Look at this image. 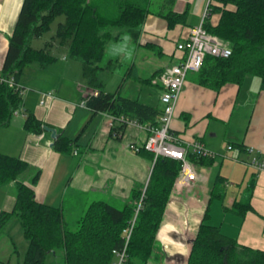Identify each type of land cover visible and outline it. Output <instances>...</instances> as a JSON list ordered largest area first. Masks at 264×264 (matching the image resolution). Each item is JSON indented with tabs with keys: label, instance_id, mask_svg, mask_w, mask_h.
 <instances>
[{
	"label": "trees",
	"instance_id": "1",
	"mask_svg": "<svg viewBox=\"0 0 264 264\" xmlns=\"http://www.w3.org/2000/svg\"><path fill=\"white\" fill-rule=\"evenodd\" d=\"M175 2L22 0L0 69V129L9 125L14 113L23 106L24 89L18 83L24 70H44L56 62L57 58L49 51L51 43L34 49L30 42L47 33L55 19L61 16L64 20L57 25L54 42L66 48L67 56L81 65L82 77L89 91L83 97L84 107L92 113H105L112 117L109 136L119 139L130 121L156 126L160 109L122 97L119 88L113 93L104 91L99 75L102 71H112L114 63L112 60L105 66L99 63L108 42L124 37L137 43L149 15L163 19L168 29L184 23L186 11L181 14L174 12ZM154 4L157 11L151 10ZM209 8L216 20L206 18L203 27L222 41L231 54L228 58L206 56L200 70L195 73L197 85L218 92L226 84L240 87L247 78L254 77L259 80V90L264 91V0H218L211 2ZM116 29L119 31L115 34L112 30ZM179 53L178 61L184 56ZM145 81L151 84L150 79ZM23 114V129L27 133L42 134L44 127L49 126L28 110ZM72 144L71 140L60 135L53 148L65 154L71 152ZM148 154L152 157L153 166L144 190L134 188L121 208L101 200L91 202L75 223L77 228L70 230L64 226L62 210L38 202L33 189L24 183L22 177L29 169L28 163L0 153V186L13 183L16 192L12 209L0 212V232L11 218L18 219L27 242L21 264H45L48 256L56 259L59 253L62 262L58 264H114L113 251H124V264H147L180 170L179 162L167 158L154 161L153 154ZM187 159L195 166L213 161L191 152H188ZM37 179L35 175L32 182ZM222 183L218 176L210 200H223ZM253 187L252 180L234 200L231 211L242 217L251 210ZM208 216L207 207L186 264H264V251L238 244L235 239L222 234L218 227L207 223ZM130 225L133 226L126 243L123 231Z\"/></svg>",
	"mask_w": 264,
	"mask_h": 264
},
{
	"label": "crops",
	"instance_id": "2",
	"mask_svg": "<svg viewBox=\"0 0 264 264\" xmlns=\"http://www.w3.org/2000/svg\"><path fill=\"white\" fill-rule=\"evenodd\" d=\"M21 3L22 0H0V69ZM207 3L208 0H176L174 12L186 11V15L184 23L172 29L159 17L146 18L134 44L137 53L140 49L159 50L153 58L143 56L151 69L145 80L150 79L159 94L162 88L153 82L166 66L178 62L181 53L175 49L176 42L187 38L190 29L200 24ZM209 17L216 20L211 13ZM71 69L68 63L63 67L62 80L51 88L53 98H47L46 105H39L40 98H23L21 116L16 111L9 125L0 129V153L28 163L24 183L33 189L38 202L62 210L66 228L75 224L93 201L122 207L134 188L144 190L153 166L148 152L134 153L127 148L129 143L141 146L147 132L127 126L119 139L110 137L108 115L92 113L84 105L81 108L83 98L61 94ZM40 73L47 72L36 76ZM39 92L35 94L41 95ZM148 106L162 109L159 99L157 105ZM24 110L55 129L57 137L71 140V152H56L53 143L57 137L52 139L45 130L42 134L27 133L23 129ZM170 128L184 142L198 140L217 156L208 164L196 166L198 177L192 186L172 189L147 264H186L207 207L208 215L215 209L208 216L210 225L240 245L264 251V171L255 172L244 164L250 158L249 147L264 159V91L259 90V80L249 77L240 87L226 84L214 92L197 85L195 73H188ZM227 146L232 149L227 150ZM35 175L38 179L33 183ZM218 176L223 180L224 198L213 202L211 191ZM252 180L251 210L241 217L231 207ZM15 196L13 183L0 186V212L12 209ZM15 221L11 218L0 232V264H21L25 255L27 242L21 233H16Z\"/></svg>",
	"mask_w": 264,
	"mask_h": 264
},
{
	"label": "built area",
	"instance_id": "3",
	"mask_svg": "<svg viewBox=\"0 0 264 264\" xmlns=\"http://www.w3.org/2000/svg\"><path fill=\"white\" fill-rule=\"evenodd\" d=\"M215 1L218 0H208L200 24L192 27L189 36L177 44V51L184 54L183 58L176 64L166 66L157 77V81L153 82L154 84H159L162 88V93L159 97L162 105L159 123L156 126L149 127L133 121L127 122V126H132L148 133L147 139L141 146H136L132 143L128 145L132 152L138 153L145 150L153 154L154 161L157 158H167L180 163V170L173 186L174 191L192 186L198 177L196 166L187 159L188 152L207 159H215L217 156L214 152L207 150L198 140L184 142L170 128L175 106L184 87L186 75L188 73H197L206 56L228 58L231 54L230 49L222 41L206 32L203 27L204 20L210 15V3ZM9 83L11 84V80ZM96 94L94 92V95ZM47 98H53L52 91L40 95L39 105H46ZM82 105H84V102ZM110 119L109 127H111L113 120L112 117ZM231 149L232 146H227V150ZM247 151L250 154V158L244 164L255 172L264 171V159L261 157L260 152L251 147ZM132 226L130 225L123 231L126 243ZM113 253L116 257L114 264H124V251H113Z\"/></svg>",
	"mask_w": 264,
	"mask_h": 264
},
{
	"label": "rangeland",
	"instance_id": "4",
	"mask_svg": "<svg viewBox=\"0 0 264 264\" xmlns=\"http://www.w3.org/2000/svg\"><path fill=\"white\" fill-rule=\"evenodd\" d=\"M157 9L158 7L155 4L151 6V10L157 11ZM63 20L64 17L62 16L56 18L55 21L51 24L50 29L47 33H45L41 38L32 40L30 42V45L34 49L43 48L46 43L49 44L51 43L49 46V51L52 55H54L57 58V60L56 62H54L53 64L49 65L44 69L45 72L47 73L43 75L40 73L38 76H36V73L42 72L44 70L35 71L37 69L32 70V68H28L24 70L19 80V85L24 89L23 98L25 97L27 98L29 96L30 98H40V95L39 96L36 95L35 91L39 90L40 91L39 93L43 94L51 91V88L53 87L56 88L55 86L58 84L60 80H62L61 73L63 72V67L67 63L73 66V69H71L66 75L64 81L65 84L63 86L61 94L64 95L66 98H83L89 92L86 88L85 81L82 77L80 63L70 59L67 56L66 48L58 46L55 43L56 42L55 33H56L57 25L58 23L63 22ZM112 31H114V33L116 34L117 31H119V29ZM155 54L157 55V51L155 49L154 50L140 49V51L137 53L135 44L129 39L124 37H121V40L118 41L108 42L105 47L103 59L99 63V65L105 66L109 60H112V62L114 63V68L112 71H102L99 75L100 80L104 83V91L113 93L119 88L120 95L122 97H126L132 100L140 99V101H142L144 104L147 105H153V106L157 105L158 99L161 95L159 94L160 90L157 87L152 86L145 81V77L147 76V74L151 72V69L148 68L146 64V60L143 58V56H149L153 58L155 57ZM63 57H65L66 60H63ZM125 78H127L128 80H125ZM83 102L84 101L82 100L80 106L81 108H83L82 106ZM17 113L21 116L20 109L17 110ZM128 150L131 151L129 148ZM216 201L219 202V200ZM140 202L137 206V209H139L138 207H140ZM115 207L121 208V205ZM214 210L215 209L212 208V212ZM212 212H209V215H211ZM13 219L16 220L15 222L18 225L17 226L18 231L15 232L16 233L19 232L22 235V229L18 219L15 217H13ZM208 221L209 220H207V223H209ZM69 228L70 230H74L77 227L76 224H73ZM114 260H116V257ZM61 262H62L61 253L58 254V257L56 259H53L51 256H48L46 259V264H58Z\"/></svg>",
	"mask_w": 264,
	"mask_h": 264
},
{
	"label": "water",
	"instance_id": "5",
	"mask_svg": "<svg viewBox=\"0 0 264 264\" xmlns=\"http://www.w3.org/2000/svg\"><path fill=\"white\" fill-rule=\"evenodd\" d=\"M44 130L47 132V133H50V136L52 139H55L57 137V133H56V130L53 129V128H50L48 126H45L44 127Z\"/></svg>",
	"mask_w": 264,
	"mask_h": 264
}]
</instances>
